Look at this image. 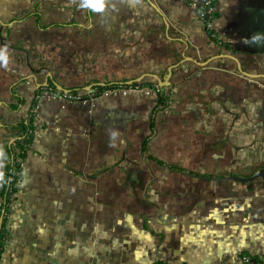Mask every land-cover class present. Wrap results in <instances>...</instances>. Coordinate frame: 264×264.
I'll use <instances>...</instances> for the list:
<instances>
[{"label": "crops", "instance_id": "0c3cea01", "mask_svg": "<svg viewBox=\"0 0 264 264\" xmlns=\"http://www.w3.org/2000/svg\"><path fill=\"white\" fill-rule=\"evenodd\" d=\"M204 3L0 0V177L36 106L0 264L260 261L264 0H217L213 38Z\"/></svg>", "mask_w": 264, "mask_h": 264}, {"label": "trees", "instance_id": "16d2710c", "mask_svg": "<svg viewBox=\"0 0 264 264\" xmlns=\"http://www.w3.org/2000/svg\"><path fill=\"white\" fill-rule=\"evenodd\" d=\"M205 1H209L213 7L212 12L210 13H206V7L203 6L202 11H201V15L202 18L205 21V26H206V31L208 33V35L210 37H214V32L212 31V29L210 28V23L214 17V5L215 2L217 0H205ZM151 84V83H149ZM115 84L112 85H108L107 87H112ZM148 85V84H147ZM49 89H54L55 87L53 85H49L48 87ZM101 88V87H98ZM104 88V87H103ZM106 88V87H105ZM168 99H169V95H167L165 93V91H162V93L160 94V96H158L157 98V103L162 105V102H166V104H168ZM35 103V102H34ZM35 106V104H34ZM168 106V105H166ZM165 106V109H166ZM17 133L18 135L21 136V138H19L18 140L15 141L16 146L15 147H10L8 149V156L12 157L13 162H9L7 163L6 167H5V171L3 172V174L0 177V197L4 198V200L7 202L10 197L8 195V188H10L11 190H14V185L17 182V175L15 174L16 171H18L20 169V164L25 160L26 156H27V147L30 146L32 139H33V133L30 132V130H33L35 128V124L32 122V119L29 122H26L24 119H22L21 121L18 122L17 124Z\"/></svg>", "mask_w": 264, "mask_h": 264}, {"label": "built area", "instance_id": "2783aa9c", "mask_svg": "<svg viewBox=\"0 0 264 264\" xmlns=\"http://www.w3.org/2000/svg\"><path fill=\"white\" fill-rule=\"evenodd\" d=\"M204 6L206 7V10H205L206 13L212 12L213 7L209 1H205ZM119 89L125 90L127 92H139V93H142V94L147 95L149 97H153V99H155L156 101H157L158 96H160V94L162 93L161 83H158V82L151 84V86H148V85L143 84L141 82H129L126 85L120 87ZM61 95L63 97L69 98V99L70 98H78L77 94L72 95L69 92H63ZM157 105L159 107L162 106L161 104H158V103H157ZM35 118H36V106L33 105L28 110V112L26 113L24 120L26 122H29L32 119V122H33ZM30 132H32L34 135V133L36 132V127L33 130H30ZM19 138H21V136L17 135L15 138V141L18 140ZM15 141L12 143V145L10 147L16 146ZM29 150H30V146L27 147V153ZM8 158H9L8 163L13 162L11 156H9ZM22 167H23V162L20 164V169L15 172V174L17 175V178L21 174ZM14 188H15V185H14ZM7 192H8V195L10 198H13L15 196V190H11L10 188H8ZM259 257H260V261H257L255 264H264V255L260 254ZM250 259H251L250 255H240L238 257L237 264H250Z\"/></svg>", "mask_w": 264, "mask_h": 264}, {"label": "flooded vegetation", "instance_id": "af4514ba", "mask_svg": "<svg viewBox=\"0 0 264 264\" xmlns=\"http://www.w3.org/2000/svg\"><path fill=\"white\" fill-rule=\"evenodd\" d=\"M127 83H129V82H126V83H116L114 86H112V87H114V89L115 88H120V87H122V86H124V85H126ZM148 84V86H151V84H153V83H151V84H149V83H146V85ZM161 86H162V91H164V89H165V86L161 83ZM105 89H111L110 87L108 88V87H106ZM165 101L164 102H162V106L161 107H163V110L165 109Z\"/></svg>", "mask_w": 264, "mask_h": 264}, {"label": "water", "instance_id": "95a60500", "mask_svg": "<svg viewBox=\"0 0 264 264\" xmlns=\"http://www.w3.org/2000/svg\"><path fill=\"white\" fill-rule=\"evenodd\" d=\"M250 264H254V259H250Z\"/></svg>", "mask_w": 264, "mask_h": 264}, {"label": "rangeland", "instance_id": "374dc122", "mask_svg": "<svg viewBox=\"0 0 264 264\" xmlns=\"http://www.w3.org/2000/svg\"><path fill=\"white\" fill-rule=\"evenodd\" d=\"M155 83V82H154Z\"/></svg>", "mask_w": 264, "mask_h": 264}]
</instances>
